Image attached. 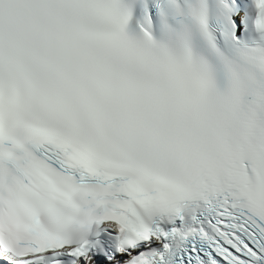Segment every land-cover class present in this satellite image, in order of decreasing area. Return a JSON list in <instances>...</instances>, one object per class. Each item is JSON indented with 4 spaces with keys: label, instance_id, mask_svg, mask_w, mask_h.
Listing matches in <instances>:
<instances>
[{
    "label": "snow or ice",
    "instance_id": "obj_1",
    "mask_svg": "<svg viewBox=\"0 0 264 264\" xmlns=\"http://www.w3.org/2000/svg\"><path fill=\"white\" fill-rule=\"evenodd\" d=\"M0 264H264V0H0Z\"/></svg>",
    "mask_w": 264,
    "mask_h": 264
}]
</instances>
